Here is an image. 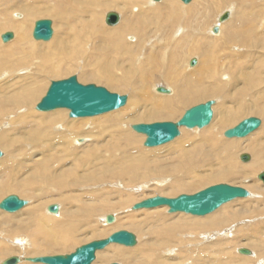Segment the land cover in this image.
I'll list each match as a JSON object with an SVG mask.
<instances>
[{
    "label": "rangeland",
    "instance_id": "374dc122",
    "mask_svg": "<svg viewBox=\"0 0 264 264\" xmlns=\"http://www.w3.org/2000/svg\"><path fill=\"white\" fill-rule=\"evenodd\" d=\"M164 1L166 0L157 3H153L152 0H12L11 3H9L10 18L16 21H21L15 18V15L17 14L28 16L29 13L27 11V7L30 12L32 9H36V14L28 20L29 28L30 30L32 29L29 33V39L32 42L41 43L39 45H43L44 48L46 47V45H48V43L51 42V40L49 42L34 40L32 33L36 21L42 19L51 20L53 22V30L55 33L54 25L56 26L57 24V30H60V27L62 26L60 24V18L66 17L67 19H69L68 21L70 23L76 22L78 20V24H83L85 20H87V22L92 24L95 20V15H98L100 17V25H103L105 27L106 24L104 22V16L105 13L109 11L120 12L123 17L125 14H129L131 20L134 21L135 25H137L139 21L145 19L146 33L149 32L148 35H150V33L158 34V36L163 34L164 37H166L167 41L163 43V45L156 44L153 50V45L148 42L149 39L147 40V38H145V40L142 38L141 40H139V33L128 34L124 36L123 41L125 43H133V48L135 51L137 50V55L131 56L130 54H122L120 52L121 56H119L117 54L115 46L114 53L117 56L115 57L112 55L113 58H109L110 60H108V58H105V62L101 66H98L102 57H106L105 53L101 51L96 52L94 53V55H96L95 58H93L92 54L89 55L87 51L91 46H89L87 41L93 40L94 34L90 32L87 34L85 33V36L81 38L82 43L86 47L84 48L86 50V52L84 50V56H80L82 60L79 57L75 59L76 57L74 56L75 54L73 50L76 47V43L74 44L73 40H71V43H69L70 47L68 46V49L66 48L64 50V52L70 58L67 57V59H65L62 63V66L65 67V70H63L64 72L62 71L60 73L62 75H45L43 77V79L45 80L44 82H42L43 87L34 94L31 100H26V103H24V107L22 109L16 108V105H9L8 107H6V110H8V114L11 115L2 116L0 114V150L2 152V157L3 159H5L9 156L10 161L14 162V166L12 169H17L0 180V202L9 195H17L20 199L27 201L28 205L31 204L30 208L20 212L21 210L26 208L28 206L27 205L19 211L20 213L16 212L10 214L6 212L7 214H2L0 210V262L9 254H14V256L21 257L24 256L26 258L71 254L72 252H74L75 248L83 246L92 240H100L102 238L105 239L106 236H102L112 229H116V231L114 232L125 230L136 235L138 244L135 247L130 248L115 244L123 249H136L137 246H139L140 244H145L148 241L154 243V245L157 244L156 246L160 245V249H158V247H152V250L148 252L150 255L149 257L151 258L148 264H259L260 261H264V257L262 258L261 256V254H264V192L255 191L254 189H247V182L249 181L243 182V178H241V176H239L240 179L237 177H227L225 178V181H214L215 179H217V174L221 173V171L228 166L227 163H229V161L226 154L224 155L223 152L221 154L223 162L220 166H218V156L216 155L217 151H212L210 143L206 142V139L212 132L218 133L220 143H228L231 146L236 145L235 149L233 150L234 152L236 150H239V154H248L250 158L252 156L251 160L253 159V162H255V164L252 163V165L262 166L260 170H257L255 174H252L251 178L253 180L258 181V175L262 172L264 173V156L261 157V159H258L256 157L259 156L262 151L264 152V143L261 142V144H259L260 146H262L259 149L258 146L257 150H252L253 147L257 146V142L264 140V0H212L213 2L205 6L203 4L204 1L201 2L199 0H194L198 5H200V10H202L205 15H208L210 12L212 16L210 21H208L204 26L205 28L203 27V33L201 34V36L203 35V37L205 38H216V36L211 33V27L216 24L218 15L225 9H230L232 11V21H234L237 16H241L246 20L245 24L240 28L251 27L253 31L251 33L250 30L245 31L242 28L244 31L241 33L240 37H236L234 39V41L236 40L237 43H233L232 45L224 42V38H216L213 46L209 51L206 52L205 57V63H207V61L211 59L210 66L211 68H214L215 74H210L212 77L211 81L202 82V86H207V88L211 90L210 98L192 104L177 113V115L182 114L183 116L185 110L190 109L198 104L214 100L216 103L213 106L214 115L211 123L203 129H187L181 127V134L174 141L160 147L150 148L154 149L153 152L156 154H152L145 150L139 151L138 153L141 157L146 158L148 161L150 160V162L152 163L150 165H147V163L141 164V166H139L138 172L136 173L137 179L135 178V180L130 181V183L132 182L131 184H127V179L125 176L119 177V180H116V182L121 181L123 187L122 189H119L112 184L114 181L109 178V174L106 176V174L104 173V159L106 158V155L99 149L97 150L98 152H100L99 156L89 161L92 168L89 167L88 170L87 168L83 169V159L76 157L73 158L74 163L73 165L70 164V168L65 166L64 163H61L59 170H57L56 168L47 170L48 167L46 165H42V167L39 168L37 164L34 163V161L40 159L39 157L49 160L53 152L54 153L52 154V157L60 159L65 155V152L67 151L65 150L63 152V147L70 144H67L66 142L64 143L63 147H60L61 144H57V141L54 140L55 144L51 143L52 148H47L46 143H44L45 137L56 135L55 133H57V131H64L65 126H53L52 133L40 134L43 132L44 127L41 126L39 120L42 121V119H45L43 117H45L49 112H43L45 113V115L41 114V111L36 110V106L45 96L48 88L53 81L65 80L72 76H76L78 78V81L83 85L95 84L97 86L105 87L110 92L128 96V103H131L134 98H136V101L137 99H140V106L138 108L135 107L136 110H139L144 106H151L149 100L151 98H154L155 96L153 90L144 89L146 87L145 81L153 80V78L147 74H153L156 77H160L164 73H180L181 71L187 73L186 70L191 68L190 64H188L189 57L191 54L195 53L196 55L194 56V58L197 59V64L192 69H189L192 70V72L188 76L193 79H197L199 77V71L207 66H203L200 64V54L202 50L194 49L195 46L193 47L191 44H188V48H185L184 46L180 47L181 45L189 43L191 39H196V31L193 29H189L188 26H183L184 28H178L177 30L174 28V35L179 30L182 32L185 31L186 35L189 34L188 40L186 36H182L180 38L175 36L174 39H169V27L171 20L169 18L167 10L170 5L164 6L157 16L148 14L146 18L141 17L144 13V10H146L147 8H150L152 10L155 6L164 3ZM174 1L178 3V5L176 6H188V4H184L181 0ZM19 3H21V5H18ZM108 5H111V10H109ZM16 6H19L21 9H17ZM85 6L86 8L84 9ZM79 7H82V10L78 11ZM6 8L8 9V7ZM87 8L89 10V15L88 17H85L87 15L85 12ZM57 10H60L62 12L61 17L57 15ZM59 19L60 21H58ZM137 26L136 29L138 28ZM231 26H233V24H231ZM6 32H13L15 35L13 29L3 30L0 32V34L2 35ZM130 36L133 37H131L133 39L132 41L130 40ZM241 36H246V38H243ZM14 39L8 43H3L0 36V45H8L12 41H14ZM100 43L101 46L104 44L102 42ZM77 46H79L78 52H80L82 48L80 47V45ZM235 47L240 50H236ZM44 48L43 50L46 51L44 54H49L47 52L48 49L46 50L47 47L45 49ZM149 52L152 59L151 61L148 60L146 55ZM53 54L54 53L52 52L51 55ZM72 55L74 57H72ZM54 56L56 58L62 57V55L57 56L56 53L54 54ZM141 56L144 57L145 63L152 62L154 57H156L155 66L157 67H146L142 69V66L144 64L142 63V59L141 61H139ZM114 58L117 59L115 60ZM79 61L81 63H83L84 61L85 64L87 62L91 64L92 62V64L90 66H87V68H90V71H96L98 69L102 70L108 80L102 79V82L99 83L96 81H92L91 78L82 79V68L81 70L80 68L75 69V71L72 72L68 70L70 63L71 65L73 64L74 66H79L80 64L77 65V62ZM97 61L99 62L97 63ZM116 63L119 64L117 65ZM172 67H176V70H172ZM25 69H30V67H27ZM166 69L168 70L166 71ZM34 70L35 69H31L28 71L21 70L17 71V75H12L11 78L10 76H8L7 78H1L0 97L7 95L8 97H10V99L8 98L7 101L12 102L11 100H14L13 96H15V92H18V87L15 86L18 81V75L28 74L30 76H35L36 74ZM116 72H118V83H115L113 80V75ZM15 76H17V78ZM14 79L17 80L15 81V83ZM159 80H153L150 82V84H159L156 83ZM13 83L14 85L11 86V89L10 87H6ZM28 84H31V82H24L20 87H22L23 89V87ZM162 87L170 90L164 85ZM193 88H195V86H193ZM216 90H218V93L216 95H213ZM20 94H22V92H20ZM26 97L27 95L25 96V99L28 98ZM1 99L4 98L2 97ZM126 105L124 107H126ZM124 107L115 110L116 112L112 111L109 113L114 112L113 114H115L120 111L116 115H121L126 119H129L131 116L130 106H128L126 110H122ZM63 110H66L68 112L67 109ZM127 111L128 114H124ZM67 112H65L66 120L72 121V118L69 117L70 111L68 113ZM156 112H158L156 114L163 113V111ZM230 113L234 114V117H231L232 121L224 122V117L226 115H230ZM251 117L260 119L262 124L258 129L259 132L252 136L251 140L247 141L248 143L244 141L245 138L228 139L224 137V132L234 128L242 120ZM149 118L150 117L146 119H140V123L142 122L141 124H152L155 122L165 121L177 122V118L157 121H150ZM47 120L49 121V118H47ZM130 122L132 123L128 124V129H130L134 134L144 137L143 140L141 138L136 139V148H138V150H143V148L148 149L149 147L146 148L144 146L146 137L143 134H139L132 129L131 125H134V123L136 124V122L129 121L128 123ZM125 124L127 123L125 122ZM100 125L102 128V138L100 143L102 144H104V139L109 138V136H118L119 133H122V127L120 126L107 125L104 122H102ZM93 127L94 126H92L91 123H88L85 126V129L89 131L92 130ZM185 136H187L188 139H184ZM80 137H87L89 139L87 143L82 144L81 148L77 151L79 152L78 154L86 158V153L89 152L90 146L95 144V139L94 136L86 134H82ZM188 140L189 142L184 145V142ZM45 141L50 140L45 139ZM71 141L73 142V144H70L72 147L76 145L75 139L71 138ZM26 143L30 144V149L26 147ZM251 143H254L255 145H252ZM6 144H9V148H6ZM239 144L246 147L240 149L241 145ZM44 148H46V150L50 149L49 151L51 152H45L42 155H38V152ZM65 149L69 148L65 147ZM93 151L91 153H93ZM234 152L231 154V161H233L232 157L235 156ZM56 153L59 155H57ZM198 156H203L204 158H206L209 161V167H207L206 169H203L201 167L204 161L203 159L199 165L198 163L191 165L193 170L191 172L188 169L190 167L183 168L181 172L175 170V166L179 163L184 162L185 164L181 165L182 167H184L188 160L197 158ZM156 159H159L160 162H155ZM238 160L239 162L245 164V162H242L240 159ZM251 160L249 161V163L251 162ZM139 162L140 161H138V163ZM233 165H235V163H233ZM40 169H42V173H39ZM66 169H70L71 177L65 179V181H67L66 184H58L62 180L63 176V174H61V170ZM246 171H250V168H247ZM150 172L154 174L153 176L148 178V174ZM60 174L61 177L59 176ZM236 174H241V172H238ZM69 175L70 174H68L67 176ZM95 175L99 177V180H96L94 182L89 181L88 183H92L91 186L84 185V183L87 181V178H93L95 177ZM192 176H197V179L193 178ZM157 177H160L162 183L159 184L157 182H153L154 179H158ZM199 178H201L202 181ZM178 181H181L182 183H184V185L178 184ZM258 182L259 183L257 184H260L258 186L264 187V183L261 182L260 179ZM218 184L239 186L250 192V197L245 199H236L234 200V202L232 201L224 205L227 208H225L226 212H231L239 208H243L246 210L244 212L246 214H239L238 217L240 215L242 216L238 219L236 218L235 221L231 222L230 225L227 226V229H230L228 232H231V234L223 233L226 232L225 227L216 229L215 231H212L211 229L204 230L202 227H200L199 229H195L194 226L191 225L190 220L193 217L198 216H193L186 213L170 214L168 212V207L140 210L151 211L163 208L164 210L162 209L161 213L137 212L139 210L133 211L134 213L132 214V219H135L137 223H142L140 225L145 228L143 229L148 233V235L146 233L147 236L140 235L139 232L141 231H136L133 228V223L129 224V221H127L126 218H123V215L117 211H115L117 216L116 214L114 215V213L111 212H103L100 213V215L96 214V217L94 219H89L85 216H77L66 223V225L73 230V240L67 247V249H70L68 251L63 250L40 252L39 246L41 242H33L30 234V232H32L33 225L28 226L24 229V231H22L20 227H25L22 223L29 220V218L31 217V209L37 205L38 206L36 209H38L41 217L49 216L46 212V205L50 202H56L55 204H58L61 207L64 206V208H66V205H64V201L62 200V196L65 195V198L70 197L73 200L78 199L79 203L75 204L74 208L81 209L90 206L92 201L94 200L95 195V199L103 202L105 199L108 201H110V199L111 201L116 200L117 195H125L126 199L127 195H134L143 198L140 201L142 202L156 196L176 198L182 194H195L200 190L202 191V189L204 190L208 187ZM3 185H6V188H2ZM185 186L186 188L189 187L193 189V191H187L186 189L180 190L182 188H185ZM61 187L63 188L61 189ZM133 189L137 190L134 191ZM28 191L35 192L34 194H37L38 198L35 199L30 197V195L26 193ZM125 196L123 200H126ZM50 198H53L55 200L51 201ZM57 198L60 199V201H58ZM41 204H43L44 206L42 207ZM234 204H236L237 206ZM39 205L41 207H39ZM132 205H130L129 207H132ZM103 206L105 205L102 204V207ZM70 212L76 214L77 211ZM135 212L138 213L136 214V216ZM107 213L109 215L115 216L116 220L122 218V220L120 219V221H122L123 223L120 222V224L118 225L119 227L113 225L115 223H111L110 225L112 226H104L102 224V218ZM210 215L201 218H205ZM163 232L176 233H173L172 235V238L174 239L170 240L167 239ZM201 232L205 234L202 235ZM209 232H215V234L211 233L210 235H208ZM94 235H101L102 238L94 237ZM208 236L210 237V239L208 238ZM20 237L25 238L26 242H18L17 239ZM257 237H259L260 240H257L259 239ZM166 240L171 242L167 243L168 241ZM43 242L46 243L45 241ZM166 243L168 246L165 245ZM239 243L242 244V247L237 246L239 245ZM248 243L252 246L248 245ZM257 244L259 246L261 245V248L258 249ZM238 248L249 250L252 253V256L238 253ZM260 249L262 250L260 251ZM170 251L173 252L171 253ZM97 253L96 259L93 264L97 260ZM253 254H255V257H253ZM241 256L245 258H240ZM121 260H124V258L110 261L107 264H123ZM28 264L34 263L28 262Z\"/></svg>",
    "mask_w": 264,
    "mask_h": 264
},
{
    "label": "bare ground",
    "instance_id": "6f19581e",
    "mask_svg": "<svg viewBox=\"0 0 264 264\" xmlns=\"http://www.w3.org/2000/svg\"><path fill=\"white\" fill-rule=\"evenodd\" d=\"M11 1L12 0H0V32L3 30H6V29H13L15 32V35H16L14 41H12L10 44L4 45V46L0 45V79L1 78H7L8 76H10V78H11L12 75L13 76L17 75V71H21V70L28 71L31 69H35L34 72L36 75L30 76L28 74H23V75H18V81L14 79V83H15V81H17L15 86L18 87V92H15V96H13L14 100H11L12 102L7 101L8 98L10 99V97H8L7 95L2 96L4 99H1L2 97H0V100H1V102H0V114L2 116L11 115V114H8V110H6V107H8L9 105H11V106L16 105V108L22 109L24 107V103H26V100H31L32 97L34 96V94L43 87L42 82H44V80H45V79H43V77L45 75H50V76L56 75V74H60L63 70H65V67L62 66V63L65 59H67L68 56L64 52V50L66 48L68 49V46H69V43H71V40H73L74 44L76 43V47H77V48L76 47L74 48L73 51H74L75 55L74 54L73 55L76 57L75 59H77L78 57L80 58V56H82L84 54V50H85L84 48H86L85 45L81 41L82 40L81 38L83 36H85V33L87 34L90 32V33L94 34V39L87 41L89 46H91L87 51L89 53V55L92 54L93 58H95L96 55H94V53L100 52V51L105 53L106 57H102V59H101L102 62L99 60L100 63L98 64V66H101L105 62V60H106L105 58H108V60H110L113 58L112 55L115 57L117 56L114 53L115 52V46H116L117 54L119 56H121V53L122 54L123 53L124 54H130L131 56L137 55L136 54L137 50L136 51L134 50L133 43H127V42L125 43L123 41L124 36H126L128 34L139 33V35H138L139 40H141L142 38L143 39L147 38V40L149 39L148 42H150L153 45V47H152L153 50H154V47L156 46V44L163 45V43H165L167 41L166 37H164L163 34L158 36V34L150 33V35H148L149 32L146 33V29H145L146 20L143 19L142 21H139L137 24L138 26H137L134 24V21L131 20L129 14H125L123 17L120 12L114 11L120 15L119 16V22L117 25H114V26L108 25L106 23V19H107L108 14L112 12V11H109V12H106L105 16H104V22L106 24L105 27L103 25H100V21H99L100 17L98 15H95V20L92 24L87 22V20H85V22L83 24H78V20L76 22L70 23L68 21L69 19H67L66 17L60 18L61 19L60 24L62 26L60 27V30H57V24H56V26L54 25V29H55V33L53 34L54 36L52 37L51 42L48 43V45H46L47 48L45 47L46 50L48 49L47 52L49 54H44L46 52L45 50H43L44 46L39 45L41 43H35L29 39V33L31 32L32 29L30 30V28H29L28 20L36 14V9L34 8L30 12V10L27 7V11L29 13L28 16H25V15L22 16V14H17V15H15V18L17 20L19 19L21 21H16V20H13L12 18H10V4L9 3H11ZM161 1H163V0H161ZM161 1H159V2H161ZM199 1H201V2L204 1V3H203L204 6L213 2L212 0H199ZM152 2L157 3V2H154L153 0H152ZM18 5H21V3H19ZM167 5H170L168 7L167 13H168L169 18L171 20L170 21V27H169V39H174L175 36H177L179 38L182 36H186L187 40H188L189 34L186 35L185 31L182 32L179 30L174 35V28L176 30L178 28L182 29V28H184L183 26H188L189 29H193L197 33L196 39H191L189 41V43H187L185 45H181L180 47L184 46L185 48H188V44H191L193 47L195 46L194 49L202 50L201 54H200V56H201L200 64L203 66L204 65H207V66L204 67L201 71H199V77L197 79H193L190 76H188L192 72V70H189V69L193 68L191 65H190L191 68L186 70L187 73L182 72V71L180 73H175V72L164 73L160 77L159 76L156 77L153 74H147V75L151 76L153 78V80H159L160 79L158 82H156L159 84H154V85L150 84V82L153 80H146L145 81L146 87L144 89L153 90L155 93V96H154V98H151L149 100L151 103V106H144L139 110H136L135 107L138 108L140 106V103H141L140 99H137V101H136V98H134L133 101H131V103L130 102L128 103V101H127L126 107L123 106L124 108L122 110H126L127 107L130 106L131 116L129 119H126L124 116H121V115H116L120 111L115 113V114H113L114 112L113 113L108 112V114L99 115L100 117L96 116V117H88V118L87 117L86 118H74V119L72 118V121L66 120V113L65 112H67V111L63 110V109L62 110H54L52 112L47 113L46 116L43 117L45 119H42V121L39 120V122L41 123V126L44 127L43 132L40 134L52 133L53 126L55 127L57 125H62L63 127L65 126L64 127L65 130L61 131V132L57 131V133H55L56 135H51V136L45 137L44 143H46V147L52 148L51 143H54V140L57 141V144H59V145L61 144L60 147H63L64 143H66V142H67V144H69V143L73 144V142L71 141V138L75 139L76 145H74L73 147L70 144L66 145L65 147H68L69 149H65V147H63L64 148L63 152L65 150H67V151L65 152V155L63 157H61L60 159H57L56 157H52V154L54 152L52 154L50 153L51 158L49 160L39 157L40 158L39 160L34 161V163H36L39 168L42 167V165H46L48 167L47 170H50L53 168H56L57 170H59L61 163H64L65 166L70 168L71 167L70 164L73 165V163H74L73 158L76 157V158H82L83 159V169L87 168V170H88V168L91 167V164L89 163V161H91L93 158L99 156L100 152L97 151L99 149L100 151H102L106 155V158L104 159V161H105L104 173L106 174V176L109 174V176H110L109 178L114 181L112 183L114 186L118 187L119 189H122L123 187H122L121 181L116 182V180H119V177L125 176L127 179V184H131L132 182L130 183V181L135 180L136 173L139 170V166H141V164H145V163H147V165H150L152 163V162H150V160L148 161L146 158L141 157L138 152L145 150V151H148L152 154H156L153 152L154 149H150L148 147H146L148 149L143 148V150H138V148H136V144H137L136 139L141 138L143 140L144 137L138 136V135L134 134L130 129H128V124L132 123V122H130V123H128V122L134 121V122H136V124H141L142 122L140 123V119H146L148 117H150L149 118L150 121L166 120V119H174V118H177V121H178L184 116V115L182 116V114L177 115V113L180 110L185 109L186 107H188L192 104H195V103H198V102H201V101H204V100L210 98L211 90H209L207 88V86H202V82L203 81H211L212 80L211 75H214L215 71H214V68H211V66H210L211 59L209 61H207V63H205L206 52L209 51L210 48L213 46L216 38H224V42H227L229 45H232L233 43L234 44L237 43L236 40L234 41V39L236 37H240L241 33L244 30L245 31L250 30L251 33L253 30L251 27H247V28L242 27L244 30L242 28H240L241 26H243L245 24L246 20L243 19L241 16H239V17L237 16L236 19L234 21H232V18H233V17H231L232 11L230 9H225V10L221 11V13L218 15L217 20H216L217 21L216 24L213 27H211V33L214 36H216V38H214V37L205 38V37H203V35L201 36V34L203 33V27L206 25V23L208 21H210L212 16H211L210 12L208 15H205L203 13V11L200 10V5H198L194 0L191 1L188 4V6H181V5L176 6V5H178V3H176L174 0H166V1H164V3L155 6L152 10L150 8H147L146 10H144V13L142 14L141 17L146 18L148 16V14H152L153 16H157L158 13L161 11V9ZM108 6H109V10H111V5H108ZM6 7H8V9ZM16 8L21 9L19 6H16ZM85 8H86V6L84 7V9ZM80 10H82V7H79L78 11H80ZM85 12L87 14L85 17H88V15H89L88 14V12H89L88 8L86 9ZM225 12H230L231 18H229L230 20L228 19L229 21L227 20V21H225V23L223 22L219 25L220 17ZM57 15L59 17H61L62 12L60 10H57ZM60 19L58 21H60ZM231 24H233V26H231ZM217 25L220 26V31L218 34H214L213 28ZM31 26H32V24H31ZM136 26L138 27L137 29H136ZM52 27H53V24H52ZM2 35L0 34L1 40H2ZM131 37L132 36H130V40L132 41L133 37L132 38ZM241 37L246 38V36H241ZM84 39H86V38H84ZM100 42H102L104 44L101 46ZM43 44H46V43H43ZM77 45H80V47L82 48L80 52H78L79 46H77ZM120 48H122V49H120ZM235 49L238 51L240 50V49H237V47H235ZM52 52L54 54L56 53L57 56L62 55V57L56 58L54 56V54L51 55ZM85 52H86V50H85ZM73 55H72V57H74ZM146 55H147L148 60L151 61L152 59L150 56V52L147 53ZM195 55H196L195 53L190 55L189 60H188V64L191 63V61L193 60ZM68 58H70V57H68ZM83 59H84V57H83ZM141 59H142V63L144 64L142 66V69H144L146 67H154L155 66L156 57H154L152 62H148V63H145L143 56L140 57L139 61H141ZM69 61H70V59H69ZM99 61H97V63ZM79 62H77L78 63L77 65L80 64L79 66H74L73 64L71 65V63H70L68 70L72 72V71H75V69L80 68V70H81V68H82V72H83L82 79L91 78L92 81H96L99 83L102 82V79L108 80V78L105 76V73L102 70L98 69L96 71H90L89 70L90 68L89 69L87 68V66H90L92 64V62H91V64H89V62H87L85 64L84 61H83L84 64L81 62L79 63ZM198 63H199V59H198ZM116 64L118 65L119 63H116ZM27 67H30V69H25ZM155 67H157V66H155ZM167 70L168 69H166V71ZM172 70H176V67H172ZM117 73L118 72H116L113 75V80L115 83H118L117 79H119ZM60 75H62V74H60ZM15 77L17 78V76H15ZM61 78H64V77H61ZM144 79H145V77H144ZM24 82H31V84L26 85L22 89V87H20V86L23 85ZM14 83L11 85H8L6 87H10V89H11V86L14 85ZM163 85L170 89L169 93L158 92V88L162 87ZM193 86H195V88H193ZM196 86H198V87H196ZM20 92H22V94H20ZM217 93H218V90H216L213 95H216ZM26 95L28 97V98L26 97L27 99H25ZM130 109H128V110H130ZM188 110L189 109L185 110V113ZM156 111H163V113L156 114V113H158ZM68 112H69V110H68ZM36 113H38V112H36ZM41 114L45 115V113H43V112ZM124 114H128V111ZM231 117L233 118L234 114L230 113V115H226L224 117L223 121L224 122L232 121ZM47 118H49V121L47 120ZM251 118H254V117H251ZM247 119H249V118H247ZM244 120H246V119H244ZM102 122H104L107 125H114V126L122 127V129H121L122 133H119L118 136H109V138L104 139V144L100 143L101 138H102V133H101L102 128H101L100 124ZM125 122L127 124H125ZM88 123H91L92 126H94L92 128V130L87 131L85 129V126ZM136 124L134 123V125H136ZM132 126H133V124L131 125V127ZM195 129H199V128H195ZM258 129H256L252 133H250L248 136L243 137V139L245 138L244 141L245 142L250 141L251 137L259 132ZM82 134L94 136V139H95V144L90 146L89 152L86 153V158L81 156L80 154H78L79 152H77L81 148V145L87 143V141L89 140L87 137H80ZM76 135H80V136H76ZM224 137H226L225 132H224ZM45 139L50 140V141H45ZM184 139H188V137L185 136ZM228 139H232V138H228ZM238 139H241V138H238ZM188 142H189V140L185 141L184 145ZM206 142L210 143L212 151H217L216 155L218 156V158H217L218 166H220L223 162V159L221 158V154L223 152H224V155L226 154L227 159L229 161V163H227L228 166L225 167L221 171V173L217 174V176H216L217 179H215L214 181H219V180L225 181V178H227V177L228 178L237 177L240 179L239 176H241V178H243L242 179L243 182L249 181V182H247V189H250V190L254 189L255 191H259V192L263 191L264 192V187L263 186L260 187V186H258L260 184H257V183H259L258 182L259 178H258V181L253 180L251 178L252 174H255V172H257V170H260L262 167L259 165H252V163L255 164V162H253V159L251 160L252 156L247 161L242 160L243 157H246V156L248 157L249 155L245 154V153L239 154V150L238 151L236 150L234 152L233 150L235 149V146H236L235 144H234L235 146H231L228 143H224V144L220 143L218 133H216V132H212L208 136V138L206 139ZM229 142H233V141H229ZM261 142L264 143V140L257 142L256 143L257 146L253 147L252 150L253 151L257 150L258 146H259L258 149L260 147H262L259 145V144H261ZM18 143H19V141H18ZM251 144L255 145L254 143H251ZM25 145H26V147H28L30 149L29 143H26ZM239 145H241V144H239ZM161 146H163V145H161ZM158 147H160V146H158ZM244 147H246V146L241 145L240 149H242ZM6 148H9V144H6ZM152 148H156V147H152ZM120 149H121V151H120ZM49 150H46V148H44L38 152V155L39 154L42 155L45 152H51ZM92 151H93V153H91ZM233 152H234L235 156L232 157L233 161H231L230 157H231V154ZM135 154H137V155H135ZM263 154H264V152L262 151L259 154V156H256V157L258 159H261V157L264 156ZM57 155H59V154H57ZM203 159H204V161H203L201 167L203 169H206L207 167H209V161L206 158H204L203 156H198L197 158H193V159L188 160L184 167L181 166V165L185 164L184 162L179 163L178 165L175 166V170L178 172H181L183 170V168L190 167L188 169L191 172V171H193L191 165H194L196 163H198V165H199ZM238 159H240L242 162H245V164L239 162ZM250 160H251V162L249 163ZM138 161H140V162L138 163ZM158 161H159V159L155 160V162H158ZM254 161H255V159H254ZM246 162H248V163H246ZM233 163H235V165H233ZM0 164H1L0 180L3 179L4 177H6L7 175H9L10 173L14 172L15 170H17V169H12L14 166V162L10 161L9 156L5 159H3V157H1ZM252 166H254V167H252ZM247 168H250V171H246ZM84 171H86V170H84ZM238 172H241V174H236ZM39 173H42V169L39 170ZM67 173L70 175L67 176L68 175ZM61 174H63L62 180L58 184H61V183L66 184L67 181H65V179L71 177L70 169L61 170ZM61 174L59 175L60 177H61ZM153 174L154 173L150 172L148 174V178L153 176ZM157 174H161V173H157ZM82 176H81V178H82ZM192 177L197 179V176H192ZM157 178L158 179H154L153 182L154 183L157 182L159 184L162 183V180L160 179V177H157ZM199 179H201V178H199ZM96 180H99V177L97 175H95V177H93V178H87V181L84 183V185H90L91 186L92 183H88V182L89 181L94 182ZM201 181H202V179H201ZM178 184L184 185V183H182L181 181H178ZM218 185H220V184H218ZM2 188H6V185H3ZM62 188L63 187H61V189ZM183 189H186L187 191H193V189H191L189 187L186 188V186H185V188H182L180 190H183ZM133 190L136 191L137 189H133ZM195 190H198V189H195ZM95 192H97V191H95ZM26 193L28 195H30V197H32V198H35V199L38 198L37 194H34L35 192L28 191ZM82 195H83V193H82ZM9 196H11V195H9ZM65 196H62V200L64 201V205H66V208H64V206L61 207L58 204H55L56 202H50L46 205V212L48 213L49 216L41 217L39 212H38V209H36L38 206L37 205L31 209V211H30L31 217L29 218V220L22 223L25 227L20 226L21 230L24 231L25 228H27L30 225H33L32 232H30V234H31V237L33 239V242H41V244L39 246L40 252L63 251V250L68 251V250H70V249H67V247L69 246L70 242L73 240V236H72L73 230L70 227H68L66 225V223L68 221H71L72 219H74L77 216L78 217L85 216V217H88L89 219H94L96 217V214L100 215V213H103V212H111V213H114V215H115L116 214L115 211H117L123 215V218H126V220L129 221V224L133 223V225H134L133 228L136 231H138V232L141 231V232H139L140 235H142V236L148 235L146 230H144L145 228L140 225L142 223L141 222L137 223L135 221V219H132V214L134 213L133 211H136L135 209H133L134 206L138 202H140L141 199H143V198H140L139 196L127 195V199H126V196L124 195L126 200H123V198H124L123 195H117L116 200L111 201V199H110V201H108L105 199L103 202V201H98L97 199H95V197H96V195H95L94 200L92 201L91 205L88 207L81 208V209L74 208V205L79 203L78 199L75 198L76 200H73L70 197L65 198ZM245 198H248V197H242V198H237V199H245ZM120 199H122V200H120ZM50 200L54 201L55 199L50 198ZM57 200L60 201V199H58V198H57ZM233 202H234V200H233ZM237 202H238V200H237ZM102 204L105 206L102 207ZM236 204H234V205H236ZM239 204H241V203H239ZM27 205H28V202H27ZM51 205H58L59 210L57 213H51L49 211V207ZM130 205H132V207H129ZM41 206L43 207L44 205L41 204ZM41 206L39 205V207H41ZM30 207H31V204H29L26 208L23 207L24 208V209L22 208L23 210L20 209L21 211L18 210L17 212H19V211L22 212V211H24ZM160 207H162V206H160ZM164 207H166V206H164ZM231 207H232V205H231ZM157 208H159V207H157ZM225 208L226 207L223 205L222 208L221 209L219 208V210L217 212H215L214 214H212L208 217H205V218L193 217L190 220V223H191V225L194 226L195 229H199L200 227H202L204 230L211 229L212 231H215L216 229H220V228L225 227L226 232H223V233L224 234H227V233L231 234V232H228L230 229H227L228 228L227 226H229L231 222L235 221L236 218L238 219L242 216V215H240L238 217L239 214H242V213L246 214V213H244L246 210L243 208H239V209L231 211V212L230 211L226 212ZM146 209H154V208H146ZM162 209L163 208L151 210V211H149V210L148 211H145V210L140 211L141 209H139V211H137V212H147V213L158 212V213H161ZM0 210H1L2 214L8 213V212L6 213V211H4L2 209H0ZM70 211H74V212L77 211V212H76V214H74V213H71ZM137 212H135V216H136V214H138ZM178 213H181V212H178ZM10 214H13V213H10ZM116 216H117V214H116ZM109 217L113 218L112 222L108 221ZM120 219L122 220V218H120ZM120 219L116 220L115 216L109 215L107 213L102 218V224L104 226H112L110 224L115 223L113 225L118 226L120 224V222H122V221H120ZM144 224H146V223H144ZM114 231H116V229L110 230L108 233H105L102 237L106 236L105 239H107L110 236H112L114 233H116ZM112 232H114V233H112ZM146 233H147V235H146ZM173 233L175 234L176 232H163V234H165L167 239H170V240L174 239V238H172ZM201 233H202V235L205 234L203 232H201ZM211 233L215 234V232H209L208 235H210ZM152 235H154V234H152ZM157 235H158V233H157ZM94 237H101V235H94ZM208 238L210 239L209 236H208ZM257 238H259V237H257ZM158 239H159V236H158ZM100 240H104V238H102ZM257 240H260V238ZM17 241L22 243V242H26V239L20 237L17 239ZM43 241H45L46 243H44ZM94 241H99V239L92 240V241L88 242L87 244H90L91 242H94ZM166 241H168V240H166ZM170 242L168 241L167 243H170ZM156 243H157V241H156ZM167 243L165 245H167ZM87 244H85V245H87ZM115 244L116 243H112L109 246H107L105 249L97 251L98 252L97 253V260L94 264H107L110 261H115V260H118L120 258H124V260H121L123 264H148L150 262V259H151L149 257L150 255L148 252L150 250H152V247H158V249L161 248L160 245L156 246L157 244L154 245V243H151L149 241L145 244H140L139 246L136 247V249H123L121 247H118ZM137 244H138V241H137ZM118 245H120V244H118ZM241 245L242 244L239 243V245H237V246L242 247ZM248 245H251V244L248 243ZM122 246H124V245H122ZM260 246L257 244L258 249L261 248ZM80 247H82V246H80ZM80 247H77V248H80ZM124 247H126V246H124ZM77 248H75V250ZM75 250H74V252H75ZM135 250H136V253H135ZM167 250H169V249H167ZM240 250H243V249H239L238 253H240ZM261 250L262 249H260V251ZM74 252H72V253H74ZM170 252L172 253L173 251H170ZM66 255H68V254H66ZM243 255H246V254H243ZM249 256H252L251 252H250ZM261 256L263 258L264 254H261ZM11 257H19L21 259L19 264H28V262L33 263V262L28 261L29 258H26L24 256L21 257V256H14V254H9L0 262V264H2L5 260H7ZM253 257H255V254H253ZM240 258H245V257L241 256ZM242 260H246V259H242ZM34 264H39V263H34ZM41 264H44V263H41ZM259 264H264V261L263 260L260 261Z\"/></svg>",
    "mask_w": 264,
    "mask_h": 264
},
{
    "label": "water",
    "instance_id": "95a60500",
    "mask_svg": "<svg viewBox=\"0 0 264 264\" xmlns=\"http://www.w3.org/2000/svg\"><path fill=\"white\" fill-rule=\"evenodd\" d=\"M159 2L161 0H153ZM184 4H189L192 0H181ZM230 18V12H225L219 20V25ZM119 15L115 12L108 14L106 23L110 26L117 25ZM53 22L49 19H42L35 22V27L32 33L34 40L48 42L52 39L54 30ZM213 28V33L218 34L220 26ZM15 37L13 32H6L2 35V41L8 43ZM197 64V59L194 58L190 65L194 67ZM160 93H169L164 87L158 88ZM128 101V96L119 95L110 92L105 87L95 84L83 85L78 81L76 76H72L65 80L53 81L46 95L37 104L36 110L41 112H51L58 109H67L70 111V118H86L95 117L115 111L125 106ZM214 100L198 104L189 109L184 116L177 122L165 121L155 122L152 124H136L132 129L145 135L147 138L144 142L145 147H158L168 144L180 136V128L187 129L205 128L213 119ZM261 125V120L258 118H249L243 120L237 126L225 132L227 138H243L258 129ZM2 152L0 150V158ZM249 156L243 157L242 160H249ZM258 178L264 183V173H261ZM250 192L239 186L229 184H220L208 187L195 194H182L176 198H166L157 196L142 201L134 206L133 209H146L157 207H168V212L186 213L193 216L204 217L216 212L223 205L242 197H249ZM27 205V202L21 200L17 195H11L5 198L0 203V209L8 213H16ZM58 205H51L49 211L57 213ZM109 222L113 221L109 217ZM112 243L124 245L126 247H134L137 244L136 235L121 230L114 233L107 239L91 242L77 248L74 253L68 255L43 256L29 258L28 261L33 263L44 264H92L96 259V253L99 250L105 249ZM241 254L250 255L247 249L240 250ZM19 257H11L5 260L2 264H19ZM117 264V263H113Z\"/></svg>",
    "mask_w": 264,
    "mask_h": 264
}]
</instances>
